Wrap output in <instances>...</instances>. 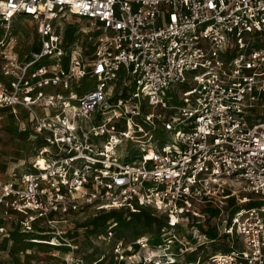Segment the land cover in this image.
Listing matches in <instances>:
<instances>
[{
  "label": "built area",
  "instance_id": "2783aa9c",
  "mask_svg": "<svg viewBox=\"0 0 264 264\" xmlns=\"http://www.w3.org/2000/svg\"><path fill=\"white\" fill-rule=\"evenodd\" d=\"M71 16L89 47L69 46ZM20 17L39 35L25 55ZM0 25V122L9 111L36 151L0 205L44 219L62 264H86L63 223L122 210L152 211L159 233L127 240L113 221L91 264H264V0H0Z\"/></svg>",
  "mask_w": 264,
  "mask_h": 264
},
{
  "label": "rangeland",
  "instance_id": "374dc122",
  "mask_svg": "<svg viewBox=\"0 0 264 264\" xmlns=\"http://www.w3.org/2000/svg\"><path fill=\"white\" fill-rule=\"evenodd\" d=\"M63 31L70 32L68 37L69 46L74 47L81 43L85 48L87 43L89 26L86 20L71 16L63 22ZM76 30H81L82 35H75ZM5 28L0 25V34ZM9 33L18 40V51L21 55L33 50L39 40L37 27L28 17H20L11 24ZM83 41V42H81ZM68 60V56L66 58ZM83 87L87 90L93 89L95 82L89 78L84 79ZM183 86H179L181 88ZM25 123L29 125L31 116L25 109L19 108ZM19 121L5 112V119L0 122V182L10 178L20 177L22 174L33 171V162L36 156L35 148L30 146L24 135L17 134ZM156 139L161 142L172 141L171 135L154 133ZM122 159H132L140 154L138 145L127 141L118 147ZM253 196L252 194H249ZM253 202V201H252ZM249 202L248 205L257 204ZM113 221L118 222L116 227L117 236L125 239H133L141 234L159 233L163 224L160 217H156L152 211L145 214H128L126 211H113L109 213L85 212L71 218V224L63 223L62 226L68 229V238L73 239L79 246V253L85 259L86 264L105 256V261L112 253V243L101 239ZM0 264H62L65 251L58 252L53 247L45 244L48 235L45 230L51 227L44 224V219H37L30 226L25 225V217L5 205H0ZM184 233L182 227H178L177 234L181 237Z\"/></svg>",
  "mask_w": 264,
  "mask_h": 264
},
{
  "label": "bare ground",
  "instance_id": "6f19581e",
  "mask_svg": "<svg viewBox=\"0 0 264 264\" xmlns=\"http://www.w3.org/2000/svg\"><path fill=\"white\" fill-rule=\"evenodd\" d=\"M40 163H41V164H44V161H43L42 159H40Z\"/></svg>",
  "mask_w": 264,
  "mask_h": 264
}]
</instances>
